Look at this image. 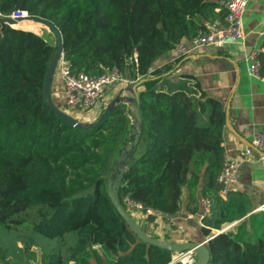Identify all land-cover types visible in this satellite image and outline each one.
Instances as JSON below:
<instances>
[{
  "label": "trees",
  "instance_id": "trees-1",
  "mask_svg": "<svg viewBox=\"0 0 264 264\" xmlns=\"http://www.w3.org/2000/svg\"><path fill=\"white\" fill-rule=\"evenodd\" d=\"M221 1L0 0V15L24 12L53 23L72 74L97 77L115 69L132 83L144 80L141 136L118 191L129 215L126 198L154 212L148 223L179 213L185 194L193 215L202 198L210 199V215L201 220V233L210 238L208 264H264V211L253 213L241 192L219 196L223 104L171 63L149 72L207 32L204 21L223 22ZM55 51V37L42 24H0V227L22 237L19 264H181L172 252L140 241L107 194L117 159L133 139L130 108L115 106L90 129L58 118L44 99ZM257 62L264 79V43ZM113 88L105 89L95 121ZM92 114L81 120L91 123ZM32 234L64 244L47 247ZM0 264H14L1 238Z\"/></svg>",
  "mask_w": 264,
  "mask_h": 264
},
{
  "label": "crops",
  "instance_id": "crops-1",
  "mask_svg": "<svg viewBox=\"0 0 264 264\" xmlns=\"http://www.w3.org/2000/svg\"><path fill=\"white\" fill-rule=\"evenodd\" d=\"M243 25L245 39L241 44L222 48L203 47L181 58L177 57V53L169 54L151 69L171 63L176 74L187 73L197 77L209 96L223 104L224 111L230 101L229 126L228 129L224 127L223 132L225 158H233L240 163L233 181L234 192L245 194L253 213H257L264 211V157L253 146V140L264 132V79L248 73L246 59L250 54H258L264 43V0L250 2ZM177 60L181 61L177 63ZM122 88L116 85L106 94L104 104L106 100L109 104ZM51 92L54 103L64 109V83L60 77L53 79ZM98 110L93 111L91 119L98 116ZM132 216L150 235L161 240L175 243L206 240L197 214L193 215L188 210L187 194L184 195L181 211L176 215L158 214L152 223H148L144 215ZM217 233L213 231V235Z\"/></svg>",
  "mask_w": 264,
  "mask_h": 264
},
{
  "label": "built area",
  "instance_id": "built-area-1",
  "mask_svg": "<svg viewBox=\"0 0 264 264\" xmlns=\"http://www.w3.org/2000/svg\"><path fill=\"white\" fill-rule=\"evenodd\" d=\"M252 0H223L222 5L226 11L224 21L218 19L212 21H204L207 27V32L203 35L189 41L185 45H180L176 49L177 57L189 55L199 48L213 47L222 48L230 44H241L245 39L243 28L244 16L247 12L249 4ZM24 12L13 13L12 18L17 19L25 16ZM248 73L253 77H259V63L257 62V54L253 53L247 57ZM153 70L150 69L151 73ZM56 76L60 77L64 83V93L66 107L64 112L67 114H77L78 121L84 123L81 119L87 117L101 104L103 93L106 88L121 85L124 87L133 84L121 77L117 70H112L97 77H91L85 74H72L68 63L62 58L59 59ZM108 105V104H107ZM106 105V106H107ZM76 119V118H75ZM253 146L258 149L262 157H264V132L256 136L253 140ZM240 163L233 158H225L222 164V170L218 177V182L222 186L219 196L226 198L229 192L234 191L233 181L238 173ZM127 207L135 215H154V212L147 210L143 212L142 206L139 203L133 202L129 198L125 199ZM264 209V208H263ZM211 200L202 198L200 200V210L197 214L201 221L204 217L210 215ZM189 217H192L189 215ZM225 229V228H224ZM194 254L176 255L173 262L181 264H196L197 258L192 257ZM189 261L185 262V257ZM195 256V255H194Z\"/></svg>",
  "mask_w": 264,
  "mask_h": 264
},
{
  "label": "water",
  "instance_id": "water-1",
  "mask_svg": "<svg viewBox=\"0 0 264 264\" xmlns=\"http://www.w3.org/2000/svg\"><path fill=\"white\" fill-rule=\"evenodd\" d=\"M24 20L33 21L35 23H39L44 25L49 31H51L55 37V47L56 51L51 59L49 64L46 77H45V84H44V99L45 103L48 108L62 121L65 123L83 129H90L98 126L102 120L107 116V114L117 105L125 104L127 105L133 117V124L134 130L132 132L133 139L127 145L124 146L123 150L121 151L118 159H117V167L115 169L116 178L114 181L111 179L108 181L107 184V194L112 203L115 207L119 216L125 221L126 225L130 229V231L142 242L164 249L172 252L175 255H187V254H194L197 258L196 264H208L210 260V252L207 247V243L210 238L204 240L203 242L196 243V242H186V243H175L169 242L161 239L154 238L148 235L142 227L135 221V219L128 214L127 211L123 209L121 206L119 199H118V191L121 186V181L123 175L126 171L127 164L133 156V153L139 143L140 136H141V115L139 109V87L143 83L144 80L139 81L137 83H133L129 86H126L121 89L120 93L110 101V103L105 107L103 113L98 117V119L91 123H81L71 115L67 114L63 110H61L53 101L52 97V83L53 79L56 76V70L58 66L59 59L61 57L63 51V43H62V36L60 31L54 26L53 23L50 21L40 18L38 16H30L26 13L25 16L21 18L14 19L12 17H2L0 15V24L7 25L12 27L13 25L20 23ZM14 28V27H13ZM45 40V39H44ZM49 43L47 40H45ZM51 44V43H49ZM230 103V101H229ZM229 103L228 107L225 110V128L228 129L229 126ZM238 136V135H237ZM226 227L224 230L228 229ZM218 234V233H217ZM216 235V234H215Z\"/></svg>",
  "mask_w": 264,
  "mask_h": 264
},
{
  "label": "rangeland",
  "instance_id": "rangeland-1",
  "mask_svg": "<svg viewBox=\"0 0 264 264\" xmlns=\"http://www.w3.org/2000/svg\"><path fill=\"white\" fill-rule=\"evenodd\" d=\"M92 120H91V122L95 121L94 119H92ZM112 181H114V180L112 179ZM131 213H132V215H135L132 211H131ZM32 217L33 216H30V218H32ZM226 227H228V225H226L224 228H226ZM19 233L22 235L23 234H29L28 231L27 232L20 231ZM32 235L34 237L40 238V243H42V245H45L47 247L55 246L57 244H60L63 246V244H64L63 242L58 243V241H60V239L49 240V239H46L43 236L38 235V234L37 235L32 234ZM0 238H1L2 243H4V247H8L10 249L11 261L14 264H19L20 259H21V253H20L19 249L22 247V237L19 236V234H17L16 232H13V231L7 230L6 228L0 227ZM37 249L39 250V248H37ZM192 257L194 258L195 256L192 255Z\"/></svg>",
  "mask_w": 264,
  "mask_h": 264
},
{
  "label": "bare ground",
  "instance_id": "bare-ground-1",
  "mask_svg": "<svg viewBox=\"0 0 264 264\" xmlns=\"http://www.w3.org/2000/svg\"><path fill=\"white\" fill-rule=\"evenodd\" d=\"M24 21H26V20H24ZM23 22V21H22ZM18 24V23H17ZM16 25V24H15ZM184 261L185 262H187V261H189V258L186 256L185 258H184Z\"/></svg>",
  "mask_w": 264,
  "mask_h": 264
}]
</instances>
